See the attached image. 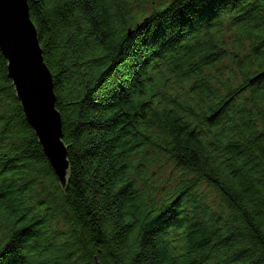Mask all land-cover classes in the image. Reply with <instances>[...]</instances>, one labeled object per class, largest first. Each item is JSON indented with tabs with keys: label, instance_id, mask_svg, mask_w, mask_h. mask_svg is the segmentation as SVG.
<instances>
[{
	"label": "trees",
	"instance_id": "trees-1",
	"mask_svg": "<svg viewBox=\"0 0 264 264\" xmlns=\"http://www.w3.org/2000/svg\"><path fill=\"white\" fill-rule=\"evenodd\" d=\"M28 2L70 172L0 51V264H264V0Z\"/></svg>",
	"mask_w": 264,
	"mask_h": 264
},
{
	"label": "water",
	"instance_id": "water-1",
	"mask_svg": "<svg viewBox=\"0 0 264 264\" xmlns=\"http://www.w3.org/2000/svg\"><path fill=\"white\" fill-rule=\"evenodd\" d=\"M0 51L25 117L62 185L70 172L63 118L28 0H0Z\"/></svg>",
	"mask_w": 264,
	"mask_h": 264
},
{
	"label": "rangeland",
	"instance_id": "rangeland-1",
	"mask_svg": "<svg viewBox=\"0 0 264 264\" xmlns=\"http://www.w3.org/2000/svg\"><path fill=\"white\" fill-rule=\"evenodd\" d=\"M159 2H157L158 4ZM161 5L159 3L157 6ZM143 8L146 10L148 14H150L154 9L153 5L151 3H143L142 4ZM228 74L229 71L226 74L225 79H228ZM179 173H170V169L168 167H164L163 172L160 173V176L156 179V183H158L157 191L159 192L158 194V199H160L163 195L170 193L169 189L171 186H173L176 181L178 180ZM168 181H171L170 184H168ZM213 198V196H212Z\"/></svg>",
	"mask_w": 264,
	"mask_h": 264
}]
</instances>
